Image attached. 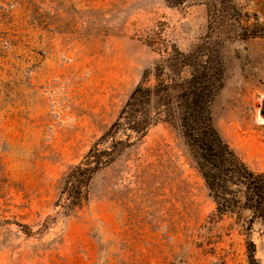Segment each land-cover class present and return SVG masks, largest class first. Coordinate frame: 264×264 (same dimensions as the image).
<instances>
[{"label": "rangeland", "instance_id": "1", "mask_svg": "<svg viewBox=\"0 0 264 264\" xmlns=\"http://www.w3.org/2000/svg\"><path fill=\"white\" fill-rule=\"evenodd\" d=\"M205 68L220 135L264 173V0H0V264H264V221L218 212L179 126ZM163 84L145 136L123 120L128 147L69 209L66 174Z\"/></svg>", "mask_w": 264, "mask_h": 264}, {"label": "trees", "instance_id": "2", "mask_svg": "<svg viewBox=\"0 0 264 264\" xmlns=\"http://www.w3.org/2000/svg\"><path fill=\"white\" fill-rule=\"evenodd\" d=\"M182 56L179 55V58ZM221 81L222 73L212 74L209 68L193 75L177 104L179 126L196 168L218 206V212L223 214L248 209L253 214V220L264 221V173H255L246 165L222 138L213 121L211 108L222 87ZM170 88L169 84L155 88L139 85L133 91L119 120L91 148L84 160L64 177L62 194L69 201V209L82 205L93 177L113 161L120 147H128L130 141L116 139L123 127L122 121H126L128 129L143 138L154 121L149 110L152 97L168 102ZM170 103L165 108L167 116L173 121L176 113L167 107ZM108 139L112 140L111 144L102 148Z\"/></svg>", "mask_w": 264, "mask_h": 264}, {"label": "bare ground", "instance_id": "3", "mask_svg": "<svg viewBox=\"0 0 264 264\" xmlns=\"http://www.w3.org/2000/svg\"><path fill=\"white\" fill-rule=\"evenodd\" d=\"M259 122L263 123L264 119H262L261 117L259 118Z\"/></svg>", "mask_w": 264, "mask_h": 264}, {"label": "water", "instance_id": "4", "mask_svg": "<svg viewBox=\"0 0 264 264\" xmlns=\"http://www.w3.org/2000/svg\"><path fill=\"white\" fill-rule=\"evenodd\" d=\"M263 110H264V108H263ZM263 114H264V111H263Z\"/></svg>", "mask_w": 264, "mask_h": 264}]
</instances>
